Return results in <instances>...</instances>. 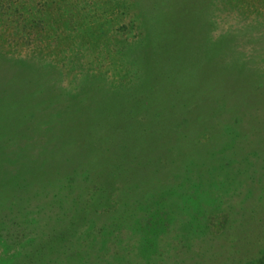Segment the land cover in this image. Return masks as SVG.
Instances as JSON below:
<instances>
[{"label":"rangeland","instance_id":"obj_1","mask_svg":"<svg viewBox=\"0 0 264 264\" xmlns=\"http://www.w3.org/2000/svg\"><path fill=\"white\" fill-rule=\"evenodd\" d=\"M263 254L264 0H0V264Z\"/></svg>","mask_w":264,"mask_h":264},{"label":"trees","instance_id":"obj_2","mask_svg":"<svg viewBox=\"0 0 264 264\" xmlns=\"http://www.w3.org/2000/svg\"><path fill=\"white\" fill-rule=\"evenodd\" d=\"M251 263V261H250ZM247 264V263H246ZM249 264V263H248ZM251 264H264V254L260 257V259L252 262Z\"/></svg>","mask_w":264,"mask_h":264}]
</instances>
